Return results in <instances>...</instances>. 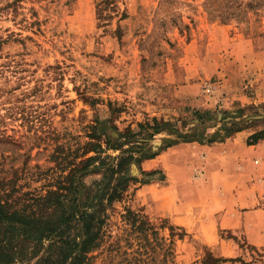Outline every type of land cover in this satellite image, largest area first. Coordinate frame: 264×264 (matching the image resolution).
I'll list each match as a JSON object with an SVG mask.
<instances>
[{
    "label": "rangeland",
    "instance_id": "obj_1",
    "mask_svg": "<svg viewBox=\"0 0 264 264\" xmlns=\"http://www.w3.org/2000/svg\"><path fill=\"white\" fill-rule=\"evenodd\" d=\"M262 74L264 0H0V179L41 192L54 146L74 149L95 118L134 132L155 118L205 140L225 112L242 120L241 131L264 130ZM167 130L154 136V150ZM215 143L178 142L140 164L151 175L133 169L145 184L130 185L114 208L139 210L155 235L137 232L136 243L111 213L94 264H201L206 255L264 264V245H250L239 231L216 225L209 246L198 235L200 210L216 207L208 191L223 181L222 168L208 172L215 163L203 150ZM174 182L182 186L176 199ZM191 195L202 202L185 212L195 223L184 228L166 214ZM231 204L221 201L214 217L229 218ZM252 207L264 209V198L242 210Z\"/></svg>",
    "mask_w": 264,
    "mask_h": 264
},
{
    "label": "trees",
    "instance_id": "obj_2",
    "mask_svg": "<svg viewBox=\"0 0 264 264\" xmlns=\"http://www.w3.org/2000/svg\"><path fill=\"white\" fill-rule=\"evenodd\" d=\"M193 114L200 119L208 112ZM225 115L221 112L218 132L205 140L200 138L201 133L182 134L155 118L137 123L135 132L129 127L120 131L112 122L95 118L83 128L85 140L77 142L74 149L54 146L49 156L53 167L47 170L48 178H44L41 192H24L14 187L11 180L1 178L0 264H94L92 253L108 237L106 227L111 213L118 214L121 222L128 225L136 243L137 232L155 235L139 210L123 206L121 213L114 208L124 202L129 186L137 182L131 171L143 174V161L178 142H222L246 128L241 125L242 120ZM165 130L168 137L154 150L150 143ZM258 141H264V130L247 136L245 144ZM88 176L95 179L85 185L83 180ZM222 262L206 255L201 264Z\"/></svg>",
    "mask_w": 264,
    "mask_h": 264
},
{
    "label": "crops",
    "instance_id": "obj_3",
    "mask_svg": "<svg viewBox=\"0 0 264 264\" xmlns=\"http://www.w3.org/2000/svg\"><path fill=\"white\" fill-rule=\"evenodd\" d=\"M259 89L264 92V74L261 75ZM252 133V131H239L233 133L221 143H215L212 147L203 148L206 151V163L211 161L215 163L210 170L208 167V172L217 170L220 173L219 168H222L224 173L220 174L221 179H223L222 183H220L221 190L208 191V202L213 203L218 208H206L205 210L202 208L200 212H205L206 217L198 219V230L202 231L198 235L203 243L208 246L212 245V239L208 241L206 237H212V232L216 225L221 229L241 232L245 235L247 242L254 247L264 245V209L252 207L248 211L242 210L244 206L259 205V200L264 198V141H258L254 145L247 146L245 140ZM172 148L169 147L165 150ZM176 149L179 148H173V150ZM225 161L228 162L227 165L222 164ZM175 177L176 175L171 176L173 181H175ZM175 182L169 186L173 191L174 199L180 195L179 191L182 189V186L179 188V184H175ZM195 198V196L191 195L187 200H183L185 201L183 205L179 203L175 206V210H171L166 215L177 225L187 228L191 223L195 222H192L193 219L188 217L185 212L192 208L197 201L202 202L201 199L197 200ZM221 201L231 202V206L234 207L230 212L229 218L225 215L214 217L215 212L224 207L219 206ZM176 204L175 202L173 206Z\"/></svg>",
    "mask_w": 264,
    "mask_h": 264
}]
</instances>
